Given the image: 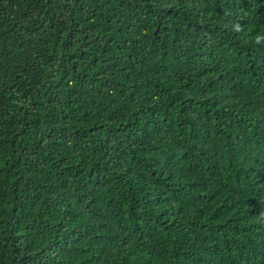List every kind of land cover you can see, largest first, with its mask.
<instances>
[{
  "label": "trees",
  "instance_id": "obj_1",
  "mask_svg": "<svg viewBox=\"0 0 264 264\" xmlns=\"http://www.w3.org/2000/svg\"><path fill=\"white\" fill-rule=\"evenodd\" d=\"M262 31L264 0H0V264H264Z\"/></svg>",
  "mask_w": 264,
  "mask_h": 264
},
{
  "label": "clouds",
  "instance_id": "obj_2",
  "mask_svg": "<svg viewBox=\"0 0 264 264\" xmlns=\"http://www.w3.org/2000/svg\"><path fill=\"white\" fill-rule=\"evenodd\" d=\"M228 15H231V13H228ZM239 20L240 19H237V20L233 21V23H232V31L235 33H240L243 31V26L239 22ZM254 44L256 46H264V31H262L261 33H258L255 36ZM261 219L264 220V213H261Z\"/></svg>",
  "mask_w": 264,
  "mask_h": 264
}]
</instances>
